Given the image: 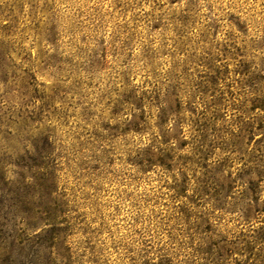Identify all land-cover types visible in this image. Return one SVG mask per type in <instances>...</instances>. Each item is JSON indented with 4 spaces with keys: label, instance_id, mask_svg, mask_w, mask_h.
<instances>
[{
    "label": "rangeland",
    "instance_id": "1",
    "mask_svg": "<svg viewBox=\"0 0 264 264\" xmlns=\"http://www.w3.org/2000/svg\"><path fill=\"white\" fill-rule=\"evenodd\" d=\"M0 264H264V0H0Z\"/></svg>",
    "mask_w": 264,
    "mask_h": 264
}]
</instances>
